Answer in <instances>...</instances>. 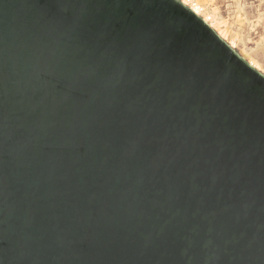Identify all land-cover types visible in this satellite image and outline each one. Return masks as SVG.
Returning a JSON list of instances; mask_svg holds the SVG:
<instances>
[{"label":"water","instance_id":"1","mask_svg":"<svg viewBox=\"0 0 264 264\" xmlns=\"http://www.w3.org/2000/svg\"><path fill=\"white\" fill-rule=\"evenodd\" d=\"M0 264H264V73L181 0H0Z\"/></svg>","mask_w":264,"mask_h":264},{"label":"rangeland","instance_id":"2","mask_svg":"<svg viewBox=\"0 0 264 264\" xmlns=\"http://www.w3.org/2000/svg\"><path fill=\"white\" fill-rule=\"evenodd\" d=\"M198 4L203 12L199 15L215 19L213 29L264 73V0H198Z\"/></svg>","mask_w":264,"mask_h":264},{"label":"bare ground","instance_id":"3","mask_svg":"<svg viewBox=\"0 0 264 264\" xmlns=\"http://www.w3.org/2000/svg\"><path fill=\"white\" fill-rule=\"evenodd\" d=\"M186 5H188L195 13H197L198 15H199V13H203V12H201V9H200V5L198 4V0H182ZM201 3V2H200ZM202 8H204V6L202 7ZM204 18V20L207 22L208 20H209V18L207 17V16H203ZM211 18H212V16H211ZM210 18V19H211ZM214 18V17H213ZM210 21V23H208L212 28H214L215 27V19H214V21L213 22H211V20H209ZM252 65V64H251Z\"/></svg>","mask_w":264,"mask_h":264},{"label":"built area","instance_id":"4","mask_svg":"<svg viewBox=\"0 0 264 264\" xmlns=\"http://www.w3.org/2000/svg\"><path fill=\"white\" fill-rule=\"evenodd\" d=\"M182 1V0H181ZM183 2V1H182Z\"/></svg>","mask_w":264,"mask_h":264}]
</instances>
